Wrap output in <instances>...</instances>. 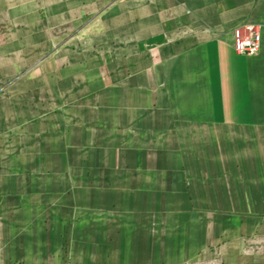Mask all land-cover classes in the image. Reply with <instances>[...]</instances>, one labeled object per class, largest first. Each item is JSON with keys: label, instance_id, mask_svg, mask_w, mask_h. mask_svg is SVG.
<instances>
[{"label": "crops", "instance_id": "1", "mask_svg": "<svg viewBox=\"0 0 264 264\" xmlns=\"http://www.w3.org/2000/svg\"><path fill=\"white\" fill-rule=\"evenodd\" d=\"M208 164L264 218V0H0V264H158Z\"/></svg>", "mask_w": 264, "mask_h": 264}, {"label": "rangeland", "instance_id": "2", "mask_svg": "<svg viewBox=\"0 0 264 264\" xmlns=\"http://www.w3.org/2000/svg\"><path fill=\"white\" fill-rule=\"evenodd\" d=\"M224 131L232 130L225 128ZM31 157L35 163L45 157L48 167L52 162L60 164L61 175L67 178L72 177L66 166L73 165L75 173L77 163L82 175L86 173L87 157L93 159V163L98 162L96 155ZM212 166L207 165L206 180L202 179L206 186L202 180L194 178L198 171L191 172L193 178L189 183L197 184L191 187L194 192L191 202L168 204V209L159 212L167 216L153 220L159 227L158 264H264V218L249 216L246 196L241 194L243 188L233 186L237 180L230 177V171L221 173ZM31 173L36 174L34 170Z\"/></svg>", "mask_w": 264, "mask_h": 264}, {"label": "built area", "instance_id": "3", "mask_svg": "<svg viewBox=\"0 0 264 264\" xmlns=\"http://www.w3.org/2000/svg\"><path fill=\"white\" fill-rule=\"evenodd\" d=\"M260 28L255 22H246L235 27L232 31V46L244 54H253L260 47Z\"/></svg>", "mask_w": 264, "mask_h": 264}]
</instances>
